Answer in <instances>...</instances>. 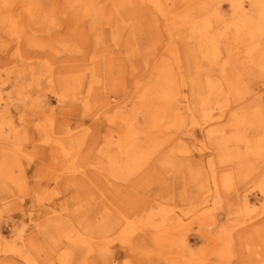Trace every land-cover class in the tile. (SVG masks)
<instances>
[{"label": "rangeland", "instance_id": "1", "mask_svg": "<svg viewBox=\"0 0 264 264\" xmlns=\"http://www.w3.org/2000/svg\"><path fill=\"white\" fill-rule=\"evenodd\" d=\"M87 1L92 2L0 0V105L7 110L9 124L14 128L23 125L27 133L26 141H21L26 154V160L22 161L24 174L14 179L0 177V264H201L200 257L211 251L204 237L207 234L213 240L220 230L231 225L234 217L245 213V195L250 206L247 212L253 216L262 212L264 195L260 192V181L247 193L241 190L240 195H233L229 203L215 204L212 212L215 225L202 229L195 223L169 252L163 248L160 251L145 234L129 239L111 238L109 248L96 246L98 238L97 242L106 243L104 233L110 224L100 225L102 207L99 201L94 202L96 206L89 204L94 198L91 193L101 195L118 215L135 222L147 219L148 213L141 211L143 205L157 196L174 203L178 211L191 212L198 201L192 197L188 172L203 169L207 161L218 162L222 147L208 139V132L217 135L221 133L214 131L225 129L226 135L233 138L229 126L233 115H243L242 109H237L238 103L229 102L227 106L221 98L183 88L195 106L202 111L212 109L214 115L212 121L204 124L200 112L194 125L187 123L189 126L182 133L181 129L173 133L175 144L181 142L191 150V162L182 164L178 172L157 183L147 176L148 167L131 177L130 185L114 180L103 170L107 165L106 159L103 162L100 159V142L105 134L120 130L122 123L119 122L124 115L118 113L130 114L139 108L136 94L147 74L136 75L151 50L145 44L148 37L156 35V43L161 44L171 29L153 27L152 14L146 10L150 4L145 0L134 3L93 0L94 8L89 12L85 7ZM221 12L225 19L231 18L228 3L221 4ZM124 27L130 29L129 39L121 42ZM39 38L51 48L34 45ZM52 39L57 41L54 43ZM130 50L138 55L129 53ZM128 58L140 61L139 65L128 66ZM92 59L94 62L107 60L100 70L104 74L101 80L86 81L79 97L77 93L63 97L64 85L74 83L79 77L75 70L90 64ZM49 70L56 74V85L46 80ZM261 80L260 77L255 80L258 84L254 89L263 88ZM138 117L134 121L140 127L144 120ZM245 127L238 128L240 136L252 137L250 127L253 126L246 124ZM73 133L77 134L70 138L72 150L66 153L61 148H68ZM256 136L253 140L258 139ZM240 148L238 153H244L245 148ZM166 162L162 157L161 165L157 163L154 168L155 173L160 167L165 168ZM81 170L88 174L83 182L81 178L75 179ZM239 210L242 214L232 215ZM69 229L81 234L84 244L75 245L77 238L64 244L63 235ZM241 236L246 237L245 245L234 238L239 251L257 246L256 238ZM238 261L236 257L231 263L240 264Z\"/></svg>", "mask_w": 264, "mask_h": 264}, {"label": "bare ground", "instance_id": "2", "mask_svg": "<svg viewBox=\"0 0 264 264\" xmlns=\"http://www.w3.org/2000/svg\"><path fill=\"white\" fill-rule=\"evenodd\" d=\"M94 1L85 3L87 12L94 8ZM124 1L134 3L136 0ZM145 1L150 4L146 10L148 14H152L150 21L153 22V27L158 29L161 26L171 30H167L168 33L161 44L156 43L157 37L154 34L145 42L150 45L151 50L145 55L141 70L136 75L144 77V74H147L145 83L140 85L136 94L139 108L130 114L118 113L124 115L121 117L122 122H119L122 123L120 130L116 131V134H105L104 140L100 142V159L101 162L106 159L107 165L103 167L104 172L114 180L130 185V178L148 167L147 176L157 183L178 172L182 164L191 162V150L181 142L175 144L173 133H178L179 129L182 133V130L189 126L187 123L194 125L196 114L198 116L200 112L204 124L212 121L214 115L212 109L202 111L195 106L186 96L183 89L185 87L188 91L201 90L199 94L221 98L225 105L229 102L238 103L237 109H242L243 114L239 116L237 113L232 117L229 131L234 133L231 134L233 138L226 135L225 129L214 131L221 133L217 135L208 132V139L221 145V154L218 156V162L207 161L203 169L188 172L189 188L193 189L192 197H196L198 201L191 212L178 211L174 203L157 196L149 198L143 205L141 211L148 213L147 219L135 222L127 216L118 215L105 203L101 195L91 193L94 198H91L92 202L89 204L94 206V202L99 201L102 207V212L99 213L100 225L106 222L110 224V228L104 233L103 240L106 243L97 242L98 238L95 240L96 246L109 248L111 238L129 239L145 234L160 247V251L163 248V251L169 252L170 248L181 240L179 238L183 233L190 231L195 223L202 229L215 225L212 213L215 204L229 203V200L234 198L233 195H240L241 190L247 193L259 181L260 192L264 195V86L259 90L253 88L258 84L255 80L259 77L264 85V0ZM178 1L180 2L177 4ZM225 2L232 11L230 19H225L221 12V4ZM99 14L103 18L102 13ZM12 28L19 30L18 27ZM126 28L122 30L121 42L129 39L130 29ZM177 36H180L178 40ZM56 41L57 39L54 43ZM34 45L51 48L50 44L40 38L34 41ZM185 46L187 48H184ZM54 48L58 49L57 46ZM129 53L138 55L134 50ZM94 61L92 59L90 64L75 70L79 77L73 81L75 84L67 82L64 85L63 97L68 93H77L79 97L81 89L87 84L86 81L96 83L101 80L104 74L100 70L107 60ZM127 62L128 66L140 63L129 58ZM45 77L50 84L56 85L54 72L47 71ZM90 88L92 87L88 86V89ZM104 115L107 117V111ZM138 115L144 120V125L140 127L134 121L138 120ZM246 124L253 126L250 127L252 137L240 136L238 132V128H246ZM123 127H126V130H122ZM25 129L23 125L15 128L11 126L6 108L0 105L2 179H14L21 173L24 174L23 162L26 160V154L23 153L21 141L27 139L24 138L27 135ZM81 132L86 135L82 130ZM76 134L73 133L69 137V149L61 148L64 152L69 153L72 150L73 142L70 138ZM44 136L43 138H46V135ZM255 136L258 137L257 140H253ZM240 146L245 148L244 153H238ZM162 157L167 160L164 163L166 167H160L155 173L154 168L157 163L161 165ZM258 158L261 159L259 165L256 164ZM15 174L17 175L14 176ZM85 177H88L87 172L81 170L75 179L81 178L83 182ZM243 199L246 209L244 214L240 210L233 212L232 215H242L234 217L231 225L226 230H220L218 237L213 240L210 235L206 234L204 237L211 251L200 257L201 264H232V259L236 257L240 264H264V205L262 212L253 216L251 212H247L250 210L247 195ZM241 234L256 238L257 246L239 251L234 238L238 239L240 245H245L246 237ZM80 235L77 231L69 229L63 235V242L68 244L77 238L75 245L81 246L84 243ZM262 247L263 250H259Z\"/></svg>", "mask_w": 264, "mask_h": 264}]
</instances>
